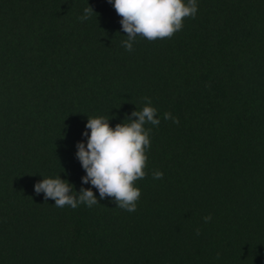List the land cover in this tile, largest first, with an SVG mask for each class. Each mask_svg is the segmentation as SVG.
<instances>
[{"label":"trees","instance_id":"1","mask_svg":"<svg viewBox=\"0 0 264 264\" xmlns=\"http://www.w3.org/2000/svg\"><path fill=\"white\" fill-rule=\"evenodd\" d=\"M120 20L108 0H0V264H264V0H198L131 52ZM143 97L161 123L135 212L36 194L58 175L91 188L88 118L115 127Z\"/></svg>","mask_w":264,"mask_h":264},{"label":"clouds","instance_id":"2","mask_svg":"<svg viewBox=\"0 0 264 264\" xmlns=\"http://www.w3.org/2000/svg\"><path fill=\"white\" fill-rule=\"evenodd\" d=\"M113 5L122 30L127 39L123 42L127 51H133V43L137 37L153 42L172 38L184 27L186 19H195L198 12V0H108ZM95 13L89 5L79 19L87 20ZM145 104L136 110L124 122L115 127L110 124L108 116L88 118L83 135L87 143L77 144L76 156L86 175L83 184H91V188H81L79 193L75 186L60 175L55 178H44L35 184L37 195L44 194L45 201L52 199L55 206H70L75 209L80 204L89 208L99 203L93 188L98 190L99 198H111L116 207L127 212H135L141 197V189L137 182L147 175L149 152L151 149L152 128L161 123L157 118L158 109L153 106L150 97H143ZM135 117L136 119H133ZM164 120H172L179 124V118L171 112L163 114ZM163 172L153 173L154 179H163ZM212 220L211 214L204 217L205 223ZM200 235V229L196 231ZM219 258V254L217 256Z\"/></svg>","mask_w":264,"mask_h":264}]
</instances>
